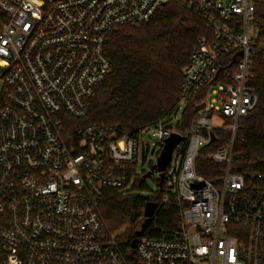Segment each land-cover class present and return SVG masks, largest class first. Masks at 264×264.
<instances>
[{"label": "built area", "instance_id": "1", "mask_svg": "<svg viewBox=\"0 0 264 264\" xmlns=\"http://www.w3.org/2000/svg\"><path fill=\"white\" fill-rule=\"evenodd\" d=\"M169 1L0 0V264H264V174L231 169L238 119L257 101L248 80L264 15L255 20V0H181L210 30L182 67L169 115L204 89L185 131L169 116L133 134L84 122L111 72L112 31ZM218 132L229 141L205 151ZM147 133L156 159L168 136H181L161 198L174 195L178 226L169 237L140 236L123 253L99 197L105 187L127 191L142 173ZM198 159L220 172L198 173Z\"/></svg>", "mask_w": 264, "mask_h": 264}, {"label": "trees", "instance_id": "2", "mask_svg": "<svg viewBox=\"0 0 264 264\" xmlns=\"http://www.w3.org/2000/svg\"><path fill=\"white\" fill-rule=\"evenodd\" d=\"M255 20L264 15V0H255ZM259 42L264 41V22L259 23ZM210 32L206 24L186 9L181 0H170L159 7L153 16L135 24L116 27L110 34L105 51L111 72L97 87L90 99L89 114L84 122L116 124L120 133L133 134L141 127L168 117L179 100L182 67L196 44V38ZM252 76L248 83L257 95L255 106L240 117L233 143L231 169L245 173L258 170L264 174V47L251 58ZM201 90L187 101L176 127L185 131L195 117V102ZM2 100L0 90V102ZM228 132H218L216 142L206 145L205 151L228 142ZM220 164L206 159L196 161L198 173L214 178ZM136 175L127 191L118 188L102 189L99 209L110 231L127 225L117 235L123 253L130 252V241L138 236L169 237L178 226V207L172 193L161 200L164 181L153 177L157 186L152 196L141 192L147 188L142 175ZM154 202L155 208L146 225L145 205ZM141 230V234H137Z\"/></svg>", "mask_w": 264, "mask_h": 264}, {"label": "water", "instance_id": "3", "mask_svg": "<svg viewBox=\"0 0 264 264\" xmlns=\"http://www.w3.org/2000/svg\"><path fill=\"white\" fill-rule=\"evenodd\" d=\"M241 51H238L236 54V57H234V60L240 56ZM202 106V105H201ZM198 107H195V109H197ZM181 136L178 133H172L170 136H168L165 141H164V145L161 148L157 159H156V163H154L153 165L150 166V169L144 174V178L148 177L151 175V173L153 171L158 173V178H159V182L158 184L160 185L162 182V178H163V171L167 165V163L170 160L171 157V152L175 146V144L180 140ZM215 137L214 135L211 133L210 134V141H214ZM155 203L154 202H147L145 205V221L142 224V226L146 225L149 217L152 215L153 210L155 208ZM137 234H141V230L137 232ZM138 240V236L134 237L131 241H130V246L131 248H134L136 245V242Z\"/></svg>", "mask_w": 264, "mask_h": 264}, {"label": "rangeland", "instance_id": "4", "mask_svg": "<svg viewBox=\"0 0 264 264\" xmlns=\"http://www.w3.org/2000/svg\"><path fill=\"white\" fill-rule=\"evenodd\" d=\"M1 86H2V82H1V77H0V90H1ZM211 98V96H209V99ZM182 104H180V108L177 110V113L175 115H171L169 116L167 119L169 120V122H175L177 120V118L179 117V114L181 112V108H182ZM144 141L148 144V152L145 155V160L144 162H142L140 164V160H139V165L138 168L142 169L143 171H147L149 169V166L155 161L156 159V151H157V147L153 142V138L151 137L150 133H147L144 137ZM155 148V149H154ZM157 177L156 173H153V175L145 177V183L147 188L145 189V191L141 192L142 195L144 196H152L154 194V192H156L157 190V186L153 180V177ZM127 227V225H123L122 227L114 230L113 232H117L120 233L121 231H123V229Z\"/></svg>", "mask_w": 264, "mask_h": 264}]
</instances>
